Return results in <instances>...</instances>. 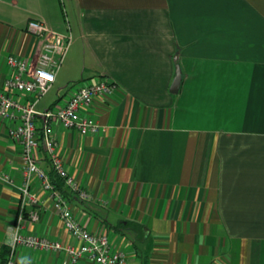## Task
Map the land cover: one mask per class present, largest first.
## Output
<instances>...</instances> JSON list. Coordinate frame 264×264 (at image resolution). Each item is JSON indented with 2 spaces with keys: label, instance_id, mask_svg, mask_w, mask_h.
Here are the masks:
<instances>
[{
  "label": "crops",
  "instance_id": "0c3cea01",
  "mask_svg": "<svg viewBox=\"0 0 264 264\" xmlns=\"http://www.w3.org/2000/svg\"><path fill=\"white\" fill-rule=\"evenodd\" d=\"M31 20L72 36L37 112L61 109L102 78L116 86L82 112L99 131L53 125L68 173L91 196L67 194L81 226L110 237L130 264H264V0H0V87L13 74L9 57L40 55L44 39L28 32ZM14 124L0 120V263L24 181ZM36 158L51 172L42 150ZM33 188L43 207L23 236L76 245L49 193ZM24 257L68 259L20 245L15 259Z\"/></svg>",
  "mask_w": 264,
  "mask_h": 264
},
{
  "label": "built area",
  "instance_id": "2783aa9c",
  "mask_svg": "<svg viewBox=\"0 0 264 264\" xmlns=\"http://www.w3.org/2000/svg\"><path fill=\"white\" fill-rule=\"evenodd\" d=\"M27 29L34 36L44 39L40 55L35 63L9 57L8 62L13 74L4 86L0 87V120L15 123L9 130V136L22 145L24 167L20 210L15 224L10 228L9 256L0 264H21L15 259L20 245L54 252L65 251L68 259L64 264H80L81 261L90 264H130L124 252L113 249L110 237L92 234L81 226L74 216L70 198L57 188L50 172L43 168L36 158V153L42 150L68 193L81 202L90 200L91 196L68 173L58 154L53 125L54 122H59L67 129L91 133L99 131L101 126L91 118L85 117L82 112L89 108L98 96L110 94L116 86L102 78L93 85L82 86L61 109L37 112L35 106L52 89L72 43V36L51 31L44 23L36 20L29 21ZM14 95H31L35 100L26 105ZM39 121L42 123L41 129ZM35 182L39 183L42 191L49 193L54 212L60 216L66 229L77 242L76 245L63 246L59 242L23 236L24 224L38 222L40 209L43 207L39 190L33 188Z\"/></svg>",
  "mask_w": 264,
  "mask_h": 264
},
{
  "label": "trees",
  "instance_id": "16d2710c",
  "mask_svg": "<svg viewBox=\"0 0 264 264\" xmlns=\"http://www.w3.org/2000/svg\"><path fill=\"white\" fill-rule=\"evenodd\" d=\"M50 175H51L53 183L57 186V188L63 194L67 195L68 191L65 189V186H64L63 182L58 178V176L55 174L53 169L51 170ZM124 228L134 230L135 232H137L139 234H141L143 232V228L140 225L136 224V223H126V225H124ZM7 259H5L3 262H5Z\"/></svg>",
  "mask_w": 264,
  "mask_h": 264
},
{
  "label": "water",
  "instance_id": "95a60500",
  "mask_svg": "<svg viewBox=\"0 0 264 264\" xmlns=\"http://www.w3.org/2000/svg\"><path fill=\"white\" fill-rule=\"evenodd\" d=\"M181 81H182V74H181V69L179 66L176 67V76L173 81V84L171 86L170 92L172 94H177L180 90L181 86Z\"/></svg>",
  "mask_w": 264,
  "mask_h": 264
},
{
  "label": "rangeland",
  "instance_id": "374dc122",
  "mask_svg": "<svg viewBox=\"0 0 264 264\" xmlns=\"http://www.w3.org/2000/svg\"><path fill=\"white\" fill-rule=\"evenodd\" d=\"M61 7H62V5H61ZM62 23H64L67 27H68V20L67 19H64V16H63V14H62ZM66 27V28H67ZM67 30L65 29L64 31H62V32H66ZM78 63H84V60L83 59H79V61H78ZM46 102V101H45ZM39 110H40V107L38 108Z\"/></svg>",
  "mask_w": 264,
  "mask_h": 264
},
{
  "label": "clouds",
  "instance_id": "9594fccd",
  "mask_svg": "<svg viewBox=\"0 0 264 264\" xmlns=\"http://www.w3.org/2000/svg\"><path fill=\"white\" fill-rule=\"evenodd\" d=\"M21 264H31V260L27 257L22 258Z\"/></svg>",
  "mask_w": 264,
  "mask_h": 264
}]
</instances>
